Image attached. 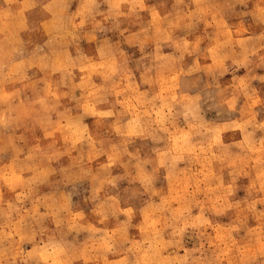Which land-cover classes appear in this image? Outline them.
Wrapping results in <instances>:
<instances>
[{
    "label": "clouds",
    "instance_id": "1",
    "mask_svg": "<svg viewBox=\"0 0 264 264\" xmlns=\"http://www.w3.org/2000/svg\"><path fill=\"white\" fill-rule=\"evenodd\" d=\"M0 264H264V0H0Z\"/></svg>",
    "mask_w": 264,
    "mask_h": 264
}]
</instances>
